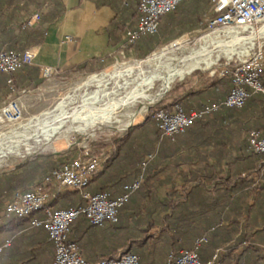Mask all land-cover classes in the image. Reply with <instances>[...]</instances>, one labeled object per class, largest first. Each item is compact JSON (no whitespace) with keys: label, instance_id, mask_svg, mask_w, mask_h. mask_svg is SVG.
Masks as SVG:
<instances>
[{"label":"crops","instance_id":"obj_1","mask_svg":"<svg viewBox=\"0 0 264 264\" xmlns=\"http://www.w3.org/2000/svg\"><path fill=\"white\" fill-rule=\"evenodd\" d=\"M27 1L18 0L8 5L0 0V49L10 50L7 48L11 39L19 37L16 26L29 11L17 7ZM60 1L62 14L47 26L41 41L27 50L32 54L28 68L17 72L13 84L3 80L0 73V107L20 93L36 90L48 81L42 75L45 68L52 70L55 77L93 60L107 66L123 50L125 31L136 28L139 22L130 17L121 24L123 18L119 11L107 0H101L100 4L98 0ZM116 20L120 27L115 25ZM92 65L98 68L97 64ZM195 84L196 87L190 89L203 90L207 86L199 80ZM12 85L18 86L13 96L8 94ZM183 90L173 99L184 94ZM263 102V98L255 97L241 114L229 117L224 112L205 121H195L175 141L160 136L152 172L142 189L131 195L129 211L121 214L122 223L129 228L112 229V224L107 222L91 234L81 229L77 241L85 248L86 259L100 257L101 252L108 256L122 254L129 247L123 243L132 233L139 241L134 247L146 244L144 264H162L170 250L188 249L193 245L195 232L207 230L217 217L231 214L239 222L232 238L222 236L218 240L217 245L223 251L222 263L264 264V177L259 179L242 173L262 161L248 152V133L243 128L249 123L264 127ZM125 134H129V130ZM261 134L264 136V129ZM113 152L114 148L110 149V157ZM122 157V160L115 157L110 166L95 177L91 191L107 190L112 199L125 193V187L135 181L136 163H128ZM102 170L103 167L100 172ZM258 183L260 190H254ZM167 201L172 202L173 222L169 228L159 223L153 225L150 211L161 214L162 218L172 213V210L162 212V205ZM70 204L80 206L75 197ZM140 206L143 221L136 224L137 218H133L132 213ZM2 211L3 207L0 211V264H53L54 249L45 232L32 229L28 218L18 224L10 222L4 219ZM245 216L250 217V222H245ZM79 220L89 223L84 217ZM148 223L152 224L151 228ZM224 227L229 229L230 225ZM206 258L204 254L205 261Z\"/></svg>","mask_w":264,"mask_h":264},{"label":"built area","instance_id":"obj_2","mask_svg":"<svg viewBox=\"0 0 264 264\" xmlns=\"http://www.w3.org/2000/svg\"><path fill=\"white\" fill-rule=\"evenodd\" d=\"M181 1L139 0V22L136 28L126 32L127 45L135 44L144 36L156 34L161 19L175 11ZM123 2L126 4L127 0ZM213 3L212 15L206 19L204 29L210 33H223V38L218 36L220 42L235 43L237 41L231 40L230 35L238 32L251 33L258 26L264 27V0H213ZM38 20L39 14L34 13L27 24L32 26ZM31 60L30 51L19 54L12 50L0 49V73L7 75L8 83L11 84L14 73L23 64H30ZM42 75L44 78H50L54 72L45 68ZM219 76H230L233 84V89L223 101L190 113H186L179 103H175L170 112L163 109H155L152 112V118L161 130L162 139L175 141L177 136L184 133L195 121L203 120L221 108L242 109L253 95H264V43L254 45L246 54L230 58L219 72ZM248 142L251 152L264 155V136L259 131H251ZM153 158L154 155H150L142 164V172L132 184L125 187V193L117 199H112L107 192L92 194L87 190L91 178L100 172L107 160L96 155L88 145H82L75 159L53 170L30 191L15 193L4 205L3 214L15 219L32 218L33 227L45 230L54 249L53 264H140L139 256L132 252L89 263L82 257L79 248L68 241L67 234L70 224L79 217L86 218L91 225L97 227H103L107 222L117 223L120 209L145 182L146 168ZM65 192L80 193L87 204L56 210L46 208L51 197ZM41 210L44 211L45 217L41 220L33 218V215ZM205 242L206 239H200L193 250L171 253L168 264H221L218 255L207 263L201 262L198 249Z\"/></svg>","mask_w":264,"mask_h":264},{"label":"trees","instance_id":"obj_3","mask_svg":"<svg viewBox=\"0 0 264 264\" xmlns=\"http://www.w3.org/2000/svg\"><path fill=\"white\" fill-rule=\"evenodd\" d=\"M17 1L18 0H3V2H6L8 5H11L13 3L16 4ZM98 1H99L98 3L100 4L101 0ZM107 2L110 3L111 5H114V7L119 11L120 18L121 19L123 18V23L121 24H124L125 20L129 19L130 17L136 18V21L139 20L138 17L139 0H127L126 4L123 2V0H107ZM213 6H214L213 0H182L175 11L165 15L161 19L159 31L156 34L144 36L135 44L127 45L125 39L126 36L125 32L127 31H125L123 49L127 52L131 51L139 59H145L158 48L170 44L172 41H175L184 34H187L193 30L200 29L205 22L204 21L205 17L209 14L212 15ZM17 9L23 11H29L28 15L23 19V21L16 26L19 37L16 39H11V45L9 48H7L19 54H23L25 51L29 50L32 44H34V46L37 45L41 41L47 26L52 24L63 12V7L60 0H34V1L28 0L27 2H23L22 5L17 7ZM34 13L39 14V20L37 21L36 24L29 26L27 22ZM121 24H119L116 20L115 25L120 27ZM92 64L98 65L99 61L93 60L91 63L89 62L84 65H80L76 67L72 72L91 74L99 70H102L105 67L104 65L99 64L98 68L95 69V67H93ZM28 66L29 64H23L14 73V75L12 76L11 84L14 83L17 72L21 70L22 71L25 70L26 68H28ZM2 78L3 80L9 79V77L5 74H2ZM263 82H264V77H263ZM36 86L37 85H35L34 87ZM232 89H233V84L230 76H224L219 79H216L210 85H208L206 89L203 90L184 89L183 90L184 94L178 96L177 98H174L170 103H164V104L158 103L156 105V108L170 112L172 106L175 103H179L186 112H190L193 109L200 110L204 107L211 106L212 104L221 102L223 98L225 99L228 96V94L231 92ZM16 90H18V86L12 85L8 90V94H11L13 96ZM255 97H260L261 99L263 98L264 101V95L255 94L248 100V102L242 109L221 108L215 114L199 121H205L213 116L224 114V112L228 113L227 116L229 117L233 115L241 114L248 109V105H250L251 99ZM261 115L264 118V108L262 109ZM243 129L245 132L248 133V137H247L248 152L262 158L263 161L264 155H257L249 150L248 138L251 131L256 130L261 133L264 127H260L258 123L255 124L249 123L246 124ZM160 136H161V130L156 120L152 118V116H148L142 124L130 128L129 134H124L123 137L117 140L116 143L117 147L115 148L112 156L103 165V170L93 175L87 190L92 194L104 193L105 191H107V190H100L98 192H93L91 191L90 187L95 177L103 173L106 167L110 166V163L114 161L115 157H117V159L119 158V160L120 159L122 160L123 158L122 156H124L125 160H127L128 163H136L135 164L136 166L135 179H136L142 172V164L147 160V158L150 155H154L153 160L148 164L146 168L145 182L139 189L140 191L142 187L146 184L147 177L151 174L152 169L154 167V162L156 161L155 146L156 144L159 143ZM78 153L79 151L74 148L60 153L40 155L37 156L34 160L25 161L19 164L17 167L14 168L13 171L1 172L0 173V211L2 207L4 209L5 202L10 200L15 193H25L30 191L35 185L39 184L43 180V178L49 175L53 170H56L62 164L70 162L73 159H75ZM262 161L260 160L259 161L260 163L254 169L246 170L242 173H244L247 176L255 175L259 179L263 178L264 170H262ZM259 187L260 184L258 183L254 190H260ZM74 197L79 201L80 206L87 204V201L82 199L80 193L66 192V193L58 194L55 197H53L50 202L48 201L46 208L55 210L62 208L66 209L72 206L76 207V205L70 204ZM129 202L130 199L120 209V214L118 215L117 223L114 224L111 223L112 229H118V228L120 229L121 227H125L127 229L129 228L127 224L122 223L123 221L121 215L123 213L126 214V211L127 212L129 211V207H128ZM171 204L172 202L167 201L165 204L162 205V209H163L162 212H169V210H172V213L170 215H164L163 218L161 217V214H154L153 211L149 212L152 218L151 222H153V225L159 223L158 224L159 226L163 227L164 225H166L167 226L166 228H169L170 224L173 222V206L171 207ZM141 210H142L141 206L137 208L136 211L133 210L134 212L132 213V217L137 218L134 221L136 224H140L143 221L142 217H140V215L142 214ZM3 217L4 219L7 218L6 220H9L10 222H14L16 224L27 220V218L15 219L13 217H5L4 214ZM44 217L45 215L43 210L33 215V218H37L39 220L43 219ZM243 219L245 220V222H250L249 216H245L243 217ZM28 220L31 222L32 218H28ZM238 222H239L238 219L235 218V216H232L231 214L217 217L213 225L208 227L209 229L204 230L202 232H195L194 233L195 239L193 245L188 249H184L182 251L193 250L196 247L197 241H199L200 239H206L207 242L202 243L198 249L201 262L207 263L210 260H212V258L215 255H218V260L220 261L221 264H223L221 258L223 256V251L222 248H219L217 245L218 240L222 236H231L232 238L233 231L236 229L235 226L238 225ZM150 223H148V228L152 227V224ZM226 224L230 225L229 229L224 227V225ZM99 228L100 227L93 226L90 223L87 224L86 221L79 220V218L73 221L69 226L67 239L69 242L74 243L79 248L82 257L85 256L84 257L85 259H86L85 248L81 247L80 243L77 241L78 233L80 232L81 229L82 230L87 229L91 234L93 233L92 231ZM32 229H40L44 231L47 236V239L49 240L48 234L43 228L33 227ZM242 238L248 240V238L245 237ZM138 242L139 241L136 239V237H134V234L130 233V237L128 238L127 242L125 243L124 241L123 243V246H127L128 244L129 247L124 249L123 253L132 252L138 255L141 264H144L145 258L147 256L146 255L147 249L145 247L146 244L145 245L143 244L141 247H137V248L134 247L135 244H138ZM173 252L179 253L180 251L178 252L175 250H170L167 253V255L163 257L164 261L162 264H168L169 255ZM204 254H206L208 257L206 258V261L203 259ZM116 257L117 255L108 256L103 252H101L100 257H94L93 259H86V260L89 263H96L100 259H110ZM158 257H161V254H159Z\"/></svg>","mask_w":264,"mask_h":264},{"label":"rangeland","instance_id":"obj_4","mask_svg":"<svg viewBox=\"0 0 264 264\" xmlns=\"http://www.w3.org/2000/svg\"><path fill=\"white\" fill-rule=\"evenodd\" d=\"M209 17H211L210 14L205 17V22L200 29L193 30L187 34H184L181 36L182 38H178L179 40L175 42L172 41L170 44L158 48L145 59H139L131 51L127 52L123 49L121 53H119L112 61H110L107 66L95 73L88 74L68 72L55 77L45 78V80L48 81H46L38 89L20 93L17 98L10 100L8 103L0 107V135L13 128H19V126L24 125L29 120L41 115L46 111H52L59 102L70 95H77V98L75 100L78 104L96 97L99 94V90L97 88H92L89 90V92H85V90L75 92V90L82 86L90 78L99 75L107 70H112L113 67L126 68L128 66L135 65L138 62L145 61L149 57L160 53L166 48L181 43H185L187 46L185 45L183 50L181 49L175 51L174 54L177 56V58H184L185 56L190 55L188 53H191L192 50L202 49V47L205 46L203 38L208 34L211 35V39H216L217 36L223 38V33L221 32L210 33L204 29L206 19ZM257 32H264V28L262 26H258L256 29H254L253 32L239 33V36L243 38H256V35H254V33L256 34ZM234 35L235 34L230 35L231 40H234ZM222 38H220V40H222ZM211 39L208 41V46L209 50L213 51V58H215L219 54L218 51H220L221 54V58L215 64L210 65L209 67L204 69H197L188 74L183 80H175L172 83L170 89L161 98H158L153 102L139 101L130 109H118L116 113L111 115V117L114 118V121L119 120V122H121L120 124L107 125L94 123L92 128L87 132H68L63 129L59 131L58 134L54 135L49 141L42 140L41 142L37 143L34 141H30L31 146L29 145V148H23L18 153V155H10L4 159V163L0 166V173L3 171H10L19 164L25 161L34 160L37 156L40 155L60 153L74 148L79 151L82 145H88L90 148H92L96 155H100L108 160L110 157L109 151L113 148L115 150L117 140L123 137V135L130 128L142 124L148 116H152V112L157 109L156 105L158 103L164 104L172 102L173 96H175L181 90L196 87L195 82L197 80L202 81L203 86H208L216 79L221 78L219 76V72L222 71L223 66L230 59L226 57L222 51L232 48H239L242 46V42L231 43L227 40V43L220 42L219 44L218 42L217 44H214V40ZM260 43H264V36L254 39V45H258ZM252 48L253 46L250 49ZM249 50L247 52H249ZM247 52H245L244 54H246ZM233 57L235 58L236 55ZM144 68L147 69L148 66H144ZM138 72L139 71L137 70L135 73ZM121 73H116L113 78L108 79L107 85L109 86L108 88L110 89V91L116 88L117 82L127 85V87L124 86L123 88H130L141 79L136 75L124 76ZM152 85L150 86V84H148L145 80L141 81L135 87V89H137L139 92L133 93L132 98L138 97L141 94H151L155 96L158 93L159 84L157 82H154ZM104 89L106 88H103L102 90ZM13 109L14 111H12Z\"/></svg>","mask_w":264,"mask_h":264},{"label":"bare ground","instance_id":"obj_5","mask_svg":"<svg viewBox=\"0 0 264 264\" xmlns=\"http://www.w3.org/2000/svg\"><path fill=\"white\" fill-rule=\"evenodd\" d=\"M234 34L233 37L237 41L234 42H242V46L222 51L228 58L235 55H243L254 46V39L264 36V32L254 33L256 38L240 37L239 32ZM210 36L211 35L208 34L204 38L202 37L205 43V46L201 45L203 46L202 49L192 50L191 53H188L190 55H184V58H177L174 54L175 51L183 50L185 47L186 44L181 43L166 48L160 53L149 57L145 61L138 62L135 65L126 68L113 67L112 70H107L90 78L82 86L76 89L75 92L80 90L89 92L90 89L97 88L99 94H96V97L78 104L75 100L77 95H70L59 102L52 111H46L29 120L24 125L19 126V128H13L1 134L0 166L4 163V159L7 156L18 155L23 148H29L31 146L30 141L36 143L41 142L42 140L49 141L54 135L58 134L59 131L63 129L68 132H87L92 128L94 123L107 125L120 124L121 122H119V120L115 119L116 121H114V118L111 117V115L116 113L118 109H130L139 101L153 102L156 99L161 98L170 89L175 80H183L191 72L215 64L221 58V54L220 51H218L219 54L217 56L215 55L216 57L213 58V51L209 50L208 46V41L211 39ZM218 39L217 36L216 39L211 40H214V42L212 41L214 44H217L218 42L220 44ZM144 66H148V68L145 69ZM137 70L139 72L135 73ZM116 73H121L124 76L136 75L141 78L137 82L138 84L143 80L147 81L150 86L154 82H157L159 84L158 93L155 96L151 94H141L138 97L132 98L133 93L139 92L135 89L138 84L136 83L130 88H123L124 86L127 87V85L118 82L116 88L110 91L108 88L109 86L107 85L108 79L113 78ZM103 88L106 89L102 90ZM12 111H14V109Z\"/></svg>","mask_w":264,"mask_h":264}]
</instances>
